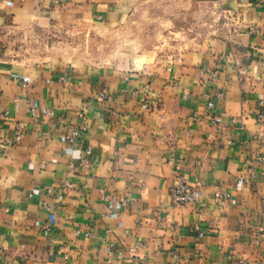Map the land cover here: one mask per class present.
<instances>
[{
  "label": "crops",
  "instance_id": "obj_1",
  "mask_svg": "<svg viewBox=\"0 0 264 264\" xmlns=\"http://www.w3.org/2000/svg\"><path fill=\"white\" fill-rule=\"evenodd\" d=\"M146 1L0 0V28L120 29ZM193 2L226 40L121 69L0 62V264H264V164H247L264 157V0ZM181 176L199 202L174 204Z\"/></svg>",
  "mask_w": 264,
  "mask_h": 264
},
{
  "label": "rangeland",
  "instance_id": "obj_2",
  "mask_svg": "<svg viewBox=\"0 0 264 264\" xmlns=\"http://www.w3.org/2000/svg\"><path fill=\"white\" fill-rule=\"evenodd\" d=\"M219 12L193 0H148L120 29L16 19L0 28V62L21 66L79 62L121 69L154 57L167 60L175 53L226 40L229 23Z\"/></svg>",
  "mask_w": 264,
  "mask_h": 264
},
{
  "label": "built area",
  "instance_id": "obj_3",
  "mask_svg": "<svg viewBox=\"0 0 264 264\" xmlns=\"http://www.w3.org/2000/svg\"><path fill=\"white\" fill-rule=\"evenodd\" d=\"M55 3H59L60 0H53ZM102 98H105V95H101ZM208 109L212 112L215 109V104L210 102L208 104ZM1 111V109H0ZM4 116H8L9 112L6 110L4 111ZM258 122H262L264 120V113H261L258 115ZM213 124H215V119L214 117L212 118L211 121ZM80 131L79 130H73L70 134V136L68 137V140L70 142H73L78 136H79ZM22 131H18L17 133V139L20 140L22 138ZM227 145L229 147H233L236 145V141L232 138L228 139L227 141ZM216 146H221V143L219 141L216 142ZM88 157L91 156L92 151L91 149H88L86 151ZM90 163L89 159H86L84 162V166L87 167ZM247 164L249 165V167H254L255 165H261L264 164V157L260 156V157H251L250 159H248ZM68 189H72L73 186L71 184H67L65 185ZM171 197L172 200L174 202V204L179 205V206H189V205H193L197 202H199L202 198H203V193L195 186H193L188 179H186L185 177L181 176L178 177L174 183L172 184L171 187ZM216 199L222 200V199H228L230 197V195L226 192V191H222L220 189L217 190L216 194H215ZM202 237V235H201ZM124 256L123 253H119L118 257L119 259H122ZM242 264H246L245 262H243Z\"/></svg>",
  "mask_w": 264,
  "mask_h": 264
}]
</instances>
